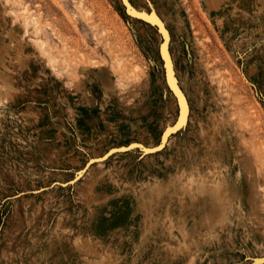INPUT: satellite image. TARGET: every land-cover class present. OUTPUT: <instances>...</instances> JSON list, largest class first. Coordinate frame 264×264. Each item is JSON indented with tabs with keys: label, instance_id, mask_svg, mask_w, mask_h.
I'll return each instance as SVG.
<instances>
[{
	"label": "rangeland",
	"instance_id": "obj_1",
	"mask_svg": "<svg viewBox=\"0 0 264 264\" xmlns=\"http://www.w3.org/2000/svg\"><path fill=\"white\" fill-rule=\"evenodd\" d=\"M130 2L165 20L190 108L149 153L118 146L177 117L157 27L120 0H0V264L264 255V0Z\"/></svg>",
	"mask_w": 264,
	"mask_h": 264
},
{
	"label": "bare ground",
	"instance_id": "obj_2",
	"mask_svg": "<svg viewBox=\"0 0 264 264\" xmlns=\"http://www.w3.org/2000/svg\"><path fill=\"white\" fill-rule=\"evenodd\" d=\"M120 1L123 4L126 12L132 18H138V19L142 18L141 19L142 21H144L145 23H149L151 25L157 24L158 33H159L160 38H161L160 52H161V57H162L163 63H164L166 81H167L169 88L172 90V93L175 97V101H176V105H177V117H176L175 121L168 123L167 127L165 129H163V131L161 133L162 141L160 144L156 143L153 145H141V144H138V142H133V143H131V145L129 144L126 147L125 146H118V148L120 150H129L131 148L133 149V147L139 146L145 153H149V152H152V151H155V150H158V149H161L162 147H164L169 136L173 132L178 131L183 125H185L188 122L189 115H190V108H189L187 96H186L185 92L182 90L181 86L179 85L177 77H176V73H175V69H174V59L171 56V53L169 50L170 32L168 30V27L166 25L165 20L162 19L159 15H157L155 13H150L145 9L135 7L130 2V0H120ZM219 1L220 0H214V4L219 5V3H220ZM176 84H177L179 89L175 86ZM105 153H107V152H105ZM100 156H103V155H100ZM258 156H260V155H258ZM263 161H264V159H263ZM79 173H81V172H79ZM79 173L77 175H79ZM216 184H217V182H216ZM202 189H204V188H202ZM199 190H201V189H199ZM213 193H215V195H216V196H214V198L219 200L220 203H222L221 185L220 184H218L214 187ZM262 257H264V255L261 256V258ZM258 258H260V257H258ZM258 258H257L256 263H258V261H259Z\"/></svg>",
	"mask_w": 264,
	"mask_h": 264
},
{
	"label": "water",
	"instance_id": "obj_3",
	"mask_svg": "<svg viewBox=\"0 0 264 264\" xmlns=\"http://www.w3.org/2000/svg\"><path fill=\"white\" fill-rule=\"evenodd\" d=\"M140 19H142V18H140ZM154 26H155V27H158L157 24H155ZM164 42H165V41H164ZM164 42H163V43H164ZM175 86L178 88L177 84H176ZM178 89H179V88H178ZM258 259H259L258 263H256V261H253L251 264H262V263H264V257H262V258L260 257V258H258Z\"/></svg>",
	"mask_w": 264,
	"mask_h": 264
}]
</instances>
